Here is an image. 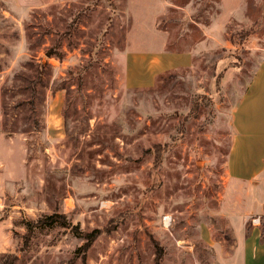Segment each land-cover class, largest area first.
I'll return each mask as SVG.
<instances>
[{
    "label": "rangeland",
    "instance_id": "374dc122",
    "mask_svg": "<svg viewBox=\"0 0 264 264\" xmlns=\"http://www.w3.org/2000/svg\"><path fill=\"white\" fill-rule=\"evenodd\" d=\"M262 50L264 0H0V264H222L205 237L252 209L226 161Z\"/></svg>",
    "mask_w": 264,
    "mask_h": 264
},
{
    "label": "crops",
    "instance_id": "0c3cea01",
    "mask_svg": "<svg viewBox=\"0 0 264 264\" xmlns=\"http://www.w3.org/2000/svg\"><path fill=\"white\" fill-rule=\"evenodd\" d=\"M255 66L247 90L233 112L232 142L226 161L227 177L233 182L250 183V207L222 213V228L232 231V244L225 247L224 239L216 240L208 228L206 242L216 249L222 264H264V238L258 223L246 229L247 215H264V50ZM194 55L175 57L178 68L194 63ZM254 198V199H253ZM222 237V236H221ZM227 248V249H226Z\"/></svg>",
    "mask_w": 264,
    "mask_h": 264
},
{
    "label": "trees",
    "instance_id": "16d2710c",
    "mask_svg": "<svg viewBox=\"0 0 264 264\" xmlns=\"http://www.w3.org/2000/svg\"><path fill=\"white\" fill-rule=\"evenodd\" d=\"M48 55L49 56L52 55L51 51H48ZM32 88H33L32 91L34 92L35 88L33 86H32ZM55 222H59L61 225H67L65 217L62 214L57 213V212H54V213H52L46 217L40 218L37 221H34V220L27 221L26 222L27 230L23 234L24 245H27L30 242L31 238L33 237L34 230L36 227L41 226L42 224H53ZM212 224L215 226L216 223L212 221ZM98 232H99V229H95L92 232L85 234V237L87 238V242H88L87 245L92 243V241L96 238ZM262 236L264 238V229H262ZM160 254H161V250L156 249V256H155L156 257V263L159 260ZM12 256H14V255L6 254L1 261V264H8L10 262ZM15 262H16V259H15V261H13L12 264H15Z\"/></svg>",
    "mask_w": 264,
    "mask_h": 264
},
{
    "label": "built area",
    "instance_id": "2783aa9c",
    "mask_svg": "<svg viewBox=\"0 0 264 264\" xmlns=\"http://www.w3.org/2000/svg\"><path fill=\"white\" fill-rule=\"evenodd\" d=\"M253 222H254V224H255V223L260 224V216L255 217V218L253 219Z\"/></svg>",
    "mask_w": 264,
    "mask_h": 264
}]
</instances>
